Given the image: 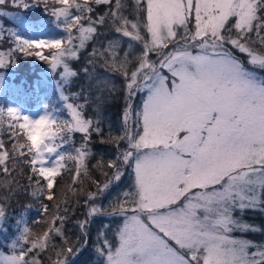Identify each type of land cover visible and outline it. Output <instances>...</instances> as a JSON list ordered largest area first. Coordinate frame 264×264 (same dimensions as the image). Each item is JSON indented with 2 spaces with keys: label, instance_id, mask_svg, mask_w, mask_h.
<instances>
[{
  "label": "snow or ice",
  "instance_id": "snow-or-ice-1",
  "mask_svg": "<svg viewBox=\"0 0 264 264\" xmlns=\"http://www.w3.org/2000/svg\"><path fill=\"white\" fill-rule=\"evenodd\" d=\"M12 2L27 6L26 0ZM41 2L57 17L69 18L67 45L62 48L61 39L28 40L12 33L16 49L38 56L53 69L60 67L65 82L77 75L68 63L70 57L78 59L73 40L78 38L79 49H84L99 26L108 24L140 44L139 52L132 43L121 51L123 41L117 37L107 41L103 50L94 47L90 53L104 60L101 67L125 80L124 130L114 141L118 155L107 162L110 179L92 180L88 141L93 132L102 131L99 120L84 115L85 104L66 103L70 118L61 121L66 130L60 132H79L84 139L74 149L75 155L60 151L47 166L46 153L62 147L57 137L68 142L49 129L56 128L57 118L47 113L32 119L9 107L7 115L16 123L5 127L0 108V137L11 130L7 144L0 139V172L10 176V162L13 171L16 162L26 163L36 177L32 195H46L49 201L55 198L56 179L63 170L73 172V194L82 177L90 179L96 191L85 193L87 215L123 217L114 240L106 235L107 224L98 233L95 251L104 264H264V245L233 235L259 230L236 217V210L264 206V76L254 70L264 69V16L260 14L264 0H133L134 19L125 15L122 0H51V7L49 0ZM92 4L109 8L93 18ZM252 34L258 37L259 48L253 47ZM45 48L51 50L47 55ZM236 50L247 59L237 56ZM3 57L0 53V67L8 64ZM88 63L92 71L82 70L91 80L96 76L95 62ZM95 87L111 92L116 86L99 77ZM137 93L143 96L134 107ZM61 96L69 100L63 92ZM41 124L44 130L33 146V130ZM17 128L26 130L24 142L18 140ZM120 141L126 147L121 148ZM66 161L74 162L75 168L68 169ZM125 168L131 169L132 184L123 199L113 198L106 208L97 204V197L120 181ZM29 182L33 183L31 177ZM41 207L48 212L47 205ZM4 212L0 206V217ZM63 223V216H53L41 235L26 226L21 243L14 242L9 254L0 253V264H41L38 256L48 248L51 234L64 236ZM89 223L77 221L84 237ZM76 251L61 249L56 264H67L65 254Z\"/></svg>",
  "mask_w": 264,
  "mask_h": 264
},
{
  "label": "trees",
  "instance_id": "trees-1",
  "mask_svg": "<svg viewBox=\"0 0 264 264\" xmlns=\"http://www.w3.org/2000/svg\"><path fill=\"white\" fill-rule=\"evenodd\" d=\"M26 2L27 6L14 4L12 0H7L5 3L13 12V16L9 17L10 22L7 21L13 30L11 29V32L8 31L9 26L5 23L6 30H4L5 33H2L4 35L1 39L4 41H0L3 48H10L6 57V63L8 64L1 67L7 73V82H5L0 92V108L4 109L2 117L4 125L6 127L8 124L16 123L6 112V109L12 102L26 105L30 109H35L41 103L45 102L46 106L56 113L57 124H60V120L70 118L65 109L66 103L76 104L78 100L79 104L86 105L82 109L84 115L94 120L98 119V126L102 130L99 134L93 132L88 141V146L92 152V156L87 161L91 179L96 181L109 179V173L112 170L106 166L109 169V171H105V173H108L106 177L103 174L104 172L102 174L99 173L97 164L98 162H102L104 165L106 163L105 159L107 161V158L103 160V157L107 153L115 154L118 150L114 141L117 135L122 133V129L124 130L122 114L126 107L125 80L119 73L111 72L101 67L104 64V60L98 56L93 57L90 53L94 47L103 50L106 47L107 41L117 37L123 41L121 51L127 49L129 43L134 45L136 52L140 51L141 46L138 42L132 41L131 38L123 37L121 34L111 30L108 24L99 26L98 33L92 40L87 42L84 49H79L78 38L73 40L72 46L78 52V59L70 57L68 63H71L70 68L76 70L77 75L70 77L65 82L61 76V68L57 67L53 72L54 79H52L49 73H47L49 69L53 70L51 65L45 60L38 62L36 64L37 66L31 64L30 57L16 49L17 42L15 36L26 39L27 36L32 35L33 31L44 32L52 36L60 35L61 40L64 41V44H62V47H64L68 43L67 37L69 32L66 28V23L69 18L57 17L50 10L46 9L45 4L41 0H26ZM122 4L124 5L125 15L129 19H134L133 0H122ZM49 6H52L51 0H49ZM91 6L94 8V12L90 14L93 18L105 13L109 8L108 5L104 4H92ZM73 12L74 14H79L75 10ZM260 14L264 16V11L261 10ZM84 23H87V21H84ZM72 35L73 37L78 36L75 29L72 30ZM251 39L256 42L253 47L259 48L258 37L252 34ZM236 55L244 60L247 59L246 55L240 53L238 50H236ZM89 60L95 62L96 76L91 80L89 79V75L82 70L87 67L89 72L92 71L93 65L88 63ZM258 70L264 76V69L258 68ZM99 77L110 79L116 86L115 89L111 92L107 89L101 92L95 87L96 78ZM52 80L56 81L59 85L56 86V83ZM60 90L69 96L68 101H64L59 92ZM137 94L133 101L134 107L141 103L143 96L142 93ZM98 96L101 99L98 100ZM6 115L8 117L7 119L5 118ZM10 131H4L3 136L0 137L6 144L10 139L8 138ZM15 131L20 133L22 130L17 128ZM60 135H64L65 139L68 140L67 143H63L57 137L58 143L62 144L61 148L63 152L75 155L74 149L80 146L84 139L83 134L76 132L69 135L62 132ZM19 141L24 142V140ZM33 146L36 145L33 143ZM9 150L11 151V146H9ZM12 164L13 162L9 163L10 176L0 172V206H3L5 210L4 215L1 217L3 220L2 227L0 228V252L10 253L12 251L10 246L14 242L16 244L21 243L20 238L26 226L31 229L32 233L41 235L48 229V221L53 216L60 215L64 217L62 226L64 236L61 237L54 233L51 234L48 248L39 253L38 259L41 261V264H56V260L59 258L56 253L67 247L77 250L75 254H65L67 264H102V257L100 256V260H97V258L95 260L92 258V254L95 252V244L97 245V242H100L98 241L97 234L99 233V227L102 226V221L105 216L98 214L101 216L95 217L88 224L87 237L82 235L81 229L77 224V221L90 220L87 215V197L85 193L88 191H96L95 185L91 180L82 177V183L77 186L76 194H73L71 191L74 187L72 179L73 172L63 170V174L56 179L53 190L55 198L49 201L46 195H32L36 177L33 176L28 165L23 162H16L15 170L13 171ZM66 164L68 169L75 168V164L72 161H66ZM29 177L33 181L31 184ZM130 181L126 176L125 179L121 178L120 181L113 184L101 197H98L101 202L100 205L105 207L113 198L120 197L123 190H126L125 188L130 185ZM41 183L43 184L44 181H41ZM61 188L63 191L60 194L59 191ZM42 205H47V213L43 211ZM257 211L254 209L247 213L243 212L242 216L246 220L251 221L252 224H257V229L259 230L243 233L251 239L264 241V218L260 217V215L264 216V206L260 210L261 212ZM56 226H60L59 221H57ZM92 228L95 229L94 232ZM109 228L106 232L107 237H111L112 235L113 229L111 223L109 224ZM65 240L67 243H65ZM81 241H86V244L82 245ZM29 255H35V251Z\"/></svg>",
  "mask_w": 264,
  "mask_h": 264
},
{
  "label": "rangeland",
  "instance_id": "rangeland-1",
  "mask_svg": "<svg viewBox=\"0 0 264 264\" xmlns=\"http://www.w3.org/2000/svg\"><path fill=\"white\" fill-rule=\"evenodd\" d=\"M264 11V10H263ZM13 12H12V10L9 8V6L8 5H6L5 3L4 4H0V41H4V40H1L2 39V36L4 35H2V33H5V31L4 30H6V28H5V25L7 24L8 25V22L7 21H9V17H12L13 15ZM10 22V21H9ZM6 23V24H5ZM9 27H8V31H10L11 32V29L13 30V28H11V26L10 25H8ZM26 39H28V40H35V39H49V40H55V39H61V36L60 35H56V36H52V35H48V34H46V33H44V32H37V31H33V33H32V35H30V36H27L26 37ZM77 43V42H76ZM63 48V47H62ZM10 51V48H3L2 47V44H1V42H0V53H4V60L6 61V57H7V52H9ZM51 50L50 49H47V48H45V49H43V52H44V54L45 55H47L49 52H50ZM28 57H30V59H31V64H35V66H37L36 64L38 63V62H40V61H43L42 59H40L38 56H35V55H28ZM153 59H156V57H155V55H153V57H152ZM71 66V63H69V67ZM60 68V67H59ZM54 70L55 69H53V70H51V69H49V72H47V73H49V76L52 78V79H54L53 78V72H54ZM255 71H257L260 75H261V73L259 72V70H258V68H256V69H254ZM61 71H62V69H61ZM33 72H35V71H33ZM52 81H54V80H52ZM5 82H7V73L6 72H4L3 70H2V68L0 67V92H1V89L3 88V86H4V84H5ZM55 83H56V81H54ZM59 84L58 83H56V86H58ZM60 92V94L62 93V91L60 90L59 91ZM138 95V94H137ZM136 95V96H137ZM73 104H75V103H73ZM76 104H79V102H78V100H77V103ZM9 107H14V108H16L22 115H27L29 118H32V119H38L40 116H43V115H45V114H47V113H49V114H52L54 117H56V113L55 112H53V110L51 109H49L47 106H46V103L44 102V103H41V105H39L37 108H33V109H30V108H28L26 105H22V104H19V103H15V102H12V103H10V106ZM8 107V108H9ZM5 118L7 119L8 117H7V115L5 116ZM61 121L62 120H60L59 122L61 123ZM19 123H23V120H20L19 121ZM124 125V124H123ZM133 127H134V125H133ZM122 133H123V129H122V131H121ZM19 133V132H18ZM122 133H120V134H118L117 135V138L122 134ZM25 135H26V130H22L21 132H20V134L18 135V140H25L24 138H25ZM8 138H10L11 139V137H10V135H8ZM116 138V139H117ZM9 139V140H10ZM35 144V145H37V142H36V139L34 138V136H32V144ZM56 143H58V141L56 140ZM60 144V143H59ZM10 146V145H9ZM120 147L121 148H123V147H126V143L124 142V141H121L120 142ZM60 151H62L63 152V149L62 148H60L56 153H51V154H48V153H46V155L47 156H49V162H48V165L47 166H51V164L56 160V158H57V156L60 154ZM117 155H118V150H117V152L115 153V154H113V153H107L104 157H103V160L105 159V158H107V161H106V159H105V166L104 167H101V168H99V173H105V171L107 172V171H109V169L108 168H106V165H107V162L108 161H113V160H115L116 159V157H117ZM102 160V161H103ZM101 164H103L102 162H101ZM23 165V164H22ZM106 169H108V170H106ZM124 172H125V174H124V176L122 177V178H124L125 179V177L127 176V178H129L131 181H130V185L127 187V188H125L126 190H123V192L120 194V197H121V199H123V193L124 192H126V191H128L129 189H130V186H131V184H132V173H131V169H129V168H125L124 169ZM49 174H51V173H49ZM110 174V177H109V179L111 178V173H109ZM105 176V175H104ZM117 183V182H116ZM63 191V189L61 188L60 189V191H59V193L61 194V192ZM65 192V191H64ZM99 197V196H98ZM97 197V199H96V203L97 204H101V202L99 201V198ZM101 197V196H100ZM108 206V204L105 206V207H107ZM262 207L263 206H261V207H258V208H255V210H258L257 212H261L260 210L262 209ZM254 209H246L245 211H243V212H245V213H247V212H249V211H253ZM88 211H89V209H88V206H87V213H88ZM243 212H240L239 210H236L235 212H234V215L236 216V217H238V218H240L243 222H245V223H247V224H249V225H252V226H254V227H256V228H258L257 227V224H252L251 223V221H249V220H246V218H244L243 216H242V213ZM101 215H103V214H101ZM101 215H96V216H92V217H89L88 216V218L90 219V223H91V221L93 220V219H95V217L97 218V217H100ZM105 217H104V220L102 221V226H100L99 227V233L100 232H102L103 231V225H105V224H107V225H109L110 223H111V226H112V235H111V237L110 236H108V238L110 239V240H114L115 239V232H116V229H117V226L119 225V224H121L122 223V221H123V217H121V216H108V215H104ZM260 217L261 218H264V216L263 215H260ZM2 218L0 217V228L2 227ZM94 223V222H93ZM89 230H90V228H88ZM101 229V230H100ZM108 229H110V228H108ZM92 230H93V232H94V228H92ZM98 235V234H97ZM233 235H235V236H243V237H245V238H247V239H249V240H252V241H254V242H256V244L257 245H264V241H260V240H254V239H251L250 237H248L245 233H243V232H240V231H236V232H234L233 233ZM97 238H98V236H97ZM99 241V240H98ZM99 242H97V244H98ZM95 247H96V244H95ZM249 251H255V249H250ZM0 253H3V254H9V253H5V252H0ZM102 257V256H101ZM92 258L93 259H95L96 260V258H97V260H100V255L95 251L94 252V254H92ZM101 261L103 262L102 264H104V258L102 257V259H101Z\"/></svg>",
  "mask_w": 264,
  "mask_h": 264
},
{
  "label": "clouds",
  "instance_id": "clouds-1",
  "mask_svg": "<svg viewBox=\"0 0 264 264\" xmlns=\"http://www.w3.org/2000/svg\"><path fill=\"white\" fill-rule=\"evenodd\" d=\"M44 125L41 124L39 127L33 130V136L36 139V142L38 143L40 140L41 132L44 130ZM64 128L66 130V126L61 122L60 124H57L55 129H52L51 126H49V129L53 131L55 135H60V129Z\"/></svg>",
  "mask_w": 264,
  "mask_h": 264
}]
</instances>
